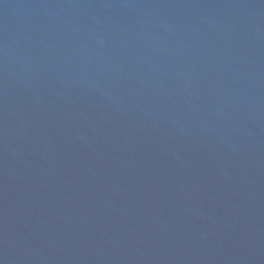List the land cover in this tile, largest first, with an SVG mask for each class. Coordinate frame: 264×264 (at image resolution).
I'll return each mask as SVG.
<instances>
[{
	"label": "water",
	"instance_id": "obj_1",
	"mask_svg": "<svg viewBox=\"0 0 264 264\" xmlns=\"http://www.w3.org/2000/svg\"><path fill=\"white\" fill-rule=\"evenodd\" d=\"M0 264H264V0H0Z\"/></svg>",
	"mask_w": 264,
	"mask_h": 264
}]
</instances>
